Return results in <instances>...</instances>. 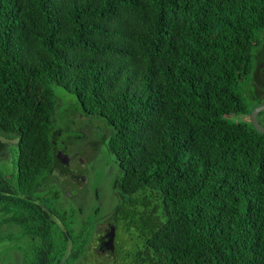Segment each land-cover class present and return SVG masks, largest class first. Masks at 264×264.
Listing matches in <instances>:
<instances>
[{
    "label": "trees",
    "instance_id": "16d2710c",
    "mask_svg": "<svg viewBox=\"0 0 264 264\" xmlns=\"http://www.w3.org/2000/svg\"><path fill=\"white\" fill-rule=\"evenodd\" d=\"M261 45L264 0H0V136L16 140L0 225L29 236L23 264H73L90 235L41 190L55 86L107 127L95 149L118 168L125 264H264V133L231 119L250 112L239 88Z\"/></svg>",
    "mask_w": 264,
    "mask_h": 264
},
{
    "label": "rangeland",
    "instance_id": "374dc122",
    "mask_svg": "<svg viewBox=\"0 0 264 264\" xmlns=\"http://www.w3.org/2000/svg\"><path fill=\"white\" fill-rule=\"evenodd\" d=\"M261 46L257 49H260ZM256 50L254 72L246 81L241 83L239 88L250 112L231 116V119L236 122L250 124L251 113L258 106L256 103L260 98V94L255 88L257 85L260 87L264 82H258V76L255 71L264 67H261L258 62V52ZM54 93L59 104L54 113V125L61 130V139L58 140L57 145L62 147V141H65L68 146V158L71 161L74 172L85 178L80 182L79 186L76 183L71 188V191L74 194H78L79 198L88 194L89 199V204H87L84 214H78L79 222L77 221L74 226L79 231L86 224L88 228L90 227L89 233L97 235L108 227L107 222H110L113 209L117 203L112 182L118 168L112 163L114 160L104 147H101L96 152L92 146L94 141L101 138L106 126L98 118L85 117L80 113L79 103L73 92L62 86H55ZM259 121L264 126V120L261 117ZM2 152L3 154H1ZM107 167V173L105 174ZM0 173L7 178H12L16 173V140L7 139L3 136H0ZM97 189L100 190L101 199L96 196ZM98 208H101V211ZM118 227L119 229L116 230L115 234V242L119 258L105 255V253L99 256V253H97L96 256H90L87 259L85 256L81 257L78 260L80 264H125L123 257L136 244L132 242L129 235L122 229V223H119ZM10 229L11 225H0V260L5 264H14L19 255L17 248H10L11 240L10 237L8 238V235L10 236L12 232H10ZM92 246L95 248L96 242Z\"/></svg>",
    "mask_w": 264,
    "mask_h": 264
},
{
    "label": "flooded vegetation",
    "instance_id": "af4514ba",
    "mask_svg": "<svg viewBox=\"0 0 264 264\" xmlns=\"http://www.w3.org/2000/svg\"><path fill=\"white\" fill-rule=\"evenodd\" d=\"M264 46L263 49L261 50L260 53H258V62L260 63L261 67H264ZM263 90V91H262ZM260 91H258L260 93V97L264 98V89H262ZM262 120H264V114L261 116ZM99 140H96L93 142V150H95L96 152H98L100 149L96 150L95 149V145L98 143ZM105 148V150L108 152V149L105 146H102ZM109 154V152H108ZM110 155V154H109ZM69 153H68V146L66 145L65 141H62V147H60L59 145H56V149H55V169L53 171V176L50 180V182L47 184V186L45 185V187L41 188L46 190L45 193L43 194L44 196H47V201L51 204V205H55V207L57 206L58 208H60L61 210L67 211L69 213V215L72 214V218H73V230H75L76 232H78L75 229V223L78 221L79 222V213H81V215L84 214L85 208L87 207V204H89L88 202V194H85V197H78V194H74V192L71 191V188H73L75 186V184L77 183V185H80V182L82 180H84L85 178H83L81 175H78L77 173L74 172V169L71 166V161L68 158ZM111 156V155H110ZM111 158L113 159V157L111 156ZM113 164H115L114 162H112ZM112 164V165H113ZM116 165V164H115ZM107 169L105 171V174L107 173ZM77 187V186H76ZM59 190L60 194L58 195V197H55V191ZM98 190V189H97ZM41 192V191H39ZM117 197V202H118V196L115 193L114 194ZM96 196L98 197V199H101V194H100V190H98V193L96 192ZM29 199V198H28ZM32 199L34 200L35 203H38L39 205L43 206V208H46L45 206V201H43V196L39 197L37 194H33ZM54 201V202H53ZM117 204V203H116ZM85 206V207H84ZM56 207V208H57ZM99 211H101V208H98ZM117 216L112 213L111 216V220L108 223V227L104 228L103 231H101L100 233H98L97 235L95 234H88L89 235V239L88 242L86 244V248L85 251L83 252V254L81 255V257H84L87 259L90 256H96L97 253L100 254H104L105 255H111L112 257H118L117 251H116V230L119 229L118 225L119 223L117 222ZM58 225H60L62 228H64V224L62 223L61 220H57ZM83 228V226H82ZM81 228V229H82ZM87 231L89 230L88 227ZM80 229V230H81ZM79 230V231H80ZM12 231V232H11ZM10 240H11V249L17 248L19 251V255L16 258V262H14V264H23L24 260H25V253L24 250L21 249L20 247H18L19 245H24V246H28V240H29V236L25 235L23 233L22 227L19 226L14 220L12 221L11 224V229H10ZM113 232L114 234V238L111 239L112 241H109V235H111ZM17 235H22L21 238H16ZM109 241V242H108ZM96 242V247L94 248L92 246V244ZM68 247H71V243L68 244ZM17 256V255H16ZM81 257L78 259L80 260ZM76 260L73 262V264H80V262Z\"/></svg>",
    "mask_w": 264,
    "mask_h": 264
},
{
    "label": "water",
    "instance_id": "95a60500",
    "mask_svg": "<svg viewBox=\"0 0 264 264\" xmlns=\"http://www.w3.org/2000/svg\"><path fill=\"white\" fill-rule=\"evenodd\" d=\"M262 111H264V103L259 104L258 106H256V107L253 109V111H252V113H251V121H252V124L254 125V127H255L259 132L264 133V126L260 123L259 118H258L259 113L262 112ZM109 238H110L109 241L111 242V241H112L111 239L114 238V234H113V232H112L111 235H109ZM109 241H108V242H109ZM0 264H5V263H4L3 261L0 260Z\"/></svg>",
    "mask_w": 264,
    "mask_h": 264
}]
</instances>
